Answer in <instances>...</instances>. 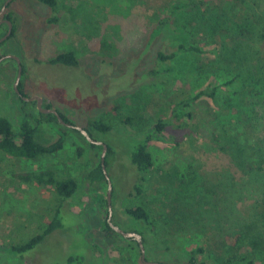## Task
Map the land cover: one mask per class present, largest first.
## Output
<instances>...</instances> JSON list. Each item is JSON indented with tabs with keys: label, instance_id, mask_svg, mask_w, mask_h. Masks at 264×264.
Returning <instances> with one entry per match:
<instances>
[{
	"label": "rangeland",
	"instance_id": "obj_1",
	"mask_svg": "<svg viewBox=\"0 0 264 264\" xmlns=\"http://www.w3.org/2000/svg\"><path fill=\"white\" fill-rule=\"evenodd\" d=\"M4 1L0 0V5ZM174 1L58 0L55 14L60 21L49 24L53 13L38 0H13L6 14L12 16L15 35L0 49V59L8 54L23 57L27 96L44 98L74 126L91 128L89 123L97 118L112 128L107 134L91 128V137L107 145V154L108 146L112 147L106 164L113 186L111 222L125 232L145 234L146 260L187 264L191 251L198 246L209 247L219 255L216 246L220 241L210 228L205 229L208 234L204 235L202 229L196 230L192 225L177 233L168 226L158 231V217L170 213L165 194L173 198L181 180L193 178L187 171L189 166L192 172L197 170L201 174L227 171L235 180L241 179L242 172L226 152L210 148L216 137L217 107L204 97L187 108L190 117L173 119L163 133L154 136L148 145L154 167L143 193L137 195L134 190L137 175L129 160L134 144L152 133L160 118L170 119L176 102L199 90L221 85L225 79V72L213 68L211 40L198 33L189 41L199 42L205 54H190L170 62L165 66L173 68L171 72L131 85L141 74L154 69L158 51L176 49L177 40L163 41L162 37L149 44L153 30ZM254 2L264 8V0H249L248 4ZM200 6L203 12L210 7L218 12L225 9L229 16L233 10L247 7L241 0H204ZM6 31L7 26L3 25L0 37ZM254 45L257 49L258 45ZM67 51L75 52L80 62L76 68L48 63ZM135 62H139L136 76L127 81L112 78L121 75L127 63L130 67ZM17 68L12 59L0 63V116L8 118L15 131L21 120H28L36 129L37 142L52 144L59 138L58 130L66 126L49 123L40 116L36 102L21 100L14 88ZM96 76L93 82L91 79ZM128 86L134 87L125 89ZM66 128L69 130L64 148L54 156L30 161L0 152V264H55L75 253L83 254L86 264H145L138 242L125 240L120 233L110 239L103 232L104 222L110 218L109 184L107 179L92 182L90 178L101 166L103 149L93 147L80 131ZM47 168L54 169L61 178L71 177L78 182V191L69 200L62 201L54 189L27 184L15 177ZM251 198L237 203L245 215L258 196ZM61 204L64 207L59 214L65 226L62 230L54 232L23 259L5 251L8 246L38 234ZM135 207L149 212L157 225L155 233H149L143 222L128 217L126 209ZM231 239L230 235L226 237V241ZM84 240L90 243L91 251H87Z\"/></svg>",
	"mask_w": 264,
	"mask_h": 264
},
{
	"label": "trees",
	"instance_id": "obj_2",
	"mask_svg": "<svg viewBox=\"0 0 264 264\" xmlns=\"http://www.w3.org/2000/svg\"><path fill=\"white\" fill-rule=\"evenodd\" d=\"M38 2L53 13L48 21L49 24L59 23V17L55 14L58 0H38ZM248 2L249 0H241V3L247 7L241 11L233 10L230 16L225 9L218 12L214 7H210L208 12H203L200 5H203L204 0L172 2L169 11L162 15L158 27L153 30L149 44L151 45L156 38L162 37L163 41L177 40L176 49L170 52L158 51L154 69H150L148 73L144 72L131 83L133 85L148 77H159L162 73L171 72L173 68L165 66L166 64L190 54H205L206 50L199 42L189 41V38L198 33L211 40L209 44L214 48L210 53L215 55L213 68L225 72V79L221 85L199 90L187 99L176 102L171 110V118H160L152 133L134 144L129 155L130 163L137 175L134 190L137 195H141L147 176L154 167L153 155L148 147L154 136L163 133L173 124V119L190 117L187 108L192 103L206 97L216 105L217 112L214 114L216 137L214 145L210 148L226 152L242 172V177L240 180H235L227 171L214 173L203 171L201 174L197 170L192 172V167L189 166L187 171L193 178L190 181L181 180L182 185L176 190L173 198L170 199L168 194H165L166 201L170 205V213L158 217V231L163 226H168L169 230L177 233L192 225L196 230L202 229L204 235L208 234L205 229L210 228L212 234L218 237L217 241H220L216 246L219 255L209 247L198 246L191 251V260L187 264H264V135H261V132H264V8L258 6L259 3L248 4ZM4 3L5 1L0 8ZM8 18L14 24L12 16L8 15ZM4 34L1 33V37ZM14 35L15 29L8 40ZM227 39H230V42ZM8 40L0 45V49ZM255 43L258 45L257 49ZM24 53L28 51L25 50ZM48 63L75 68L80 64L74 51L59 53ZM138 65L139 62H135L129 67L127 63L122 74L113 75L112 78L127 81L128 77L136 76L134 72ZM25 77L23 69L19 90L24 96L29 97L24 90ZM96 78L97 76L92 77L91 80L95 82ZM133 87L128 86L125 89L129 90ZM125 89H119V92ZM44 107L52 108L50 104ZM233 110L236 112L232 113ZM59 113L67 123L72 124L64 114ZM40 116L49 123L52 121L59 123L54 114L40 113ZM89 126L101 134H107L112 130L109 125L97 118H93ZM91 128L85 129L90 136ZM68 130L62 127L58 130V140L44 145L37 142L36 129L28 120H21L18 131H15L10 120L0 116V152L15 159L30 161L54 156L64 148ZM92 146L103 149L100 145L92 144ZM111 153L112 147L108 146L106 164L109 163ZM15 177L27 184L54 189L57 197L62 201L69 200L79 187L74 178H61L54 169L50 168L16 174ZM90 178L92 182L106 180L102 165L91 174ZM255 195L258 199L250 205L247 215L240 212L237 208L238 201L244 202ZM63 207L62 204L57 207L52 220L42 226L38 234L8 246L5 251L11 256L23 259L26 254L38 249L49 236L65 227L59 214ZM126 213L135 221L143 222L149 233L157 231L156 222L150 218L146 209L128 208ZM223 218L225 227L221 225ZM103 232L110 239L118 235L108 220L104 222ZM139 234L145 244V234L141 231ZM228 235L233 239L226 241ZM84 242L87 251H91L90 243L86 240ZM86 263L87 260L81 253L64 258V261L55 262V264Z\"/></svg>",
	"mask_w": 264,
	"mask_h": 264
},
{
	"label": "water",
	"instance_id": "obj_3",
	"mask_svg": "<svg viewBox=\"0 0 264 264\" xmlns=\"http://www.w3.org/2000/svg\"><path fill=\"white\" fill-rule=\"evenodd\" d=\"M13 0H5V3L3 4V6L0 8V16H2L5 11L7 10L8 6L10 5V3L12 2ZM7 24H8V32L6 34H4V36L2 38H0V45L5 42L6 40H8L11 36H12V33H13V23L11 21H6ZM6 59H13L17 62L18 64V74H17V79H16V83H15V91L16 93L22 98L23 101L25 102H36L37 103V106L40 110V112L42 114H54L59 123L66 126V127H69V128H74L78 131H80L82 133V135H84L86 137V139L91 143V144H96V145H100L103 147V153H102V162H101V165H102V169H103V172H104V175L106 177V179L108 180V184H109V188H108V198H107V202H108V206H109V216L112 215V208H111V197H112V191H113V186H112V182L110 181V177L106 171V155H107V145L106 144H103V142L101 141H97L95 139H93L89 133L83 129V128H80V127H76L74 126L73 124H70V123H67L63 117L60 115L59 111H57L56 109H53V108H45L44 107V98L40 97V96H31V97H26L24 96L20 90H19V84L22 80V77H23V65H22V62H21V59L16 56V55H11V54H8V55H5L3 56L1 59H0V63ZM111 216L108 220L109 224L111 225V227L117 232V233H120L121 235H123V237L125 238H132L134 240H136L140 246V250H141V254H142V261L145 263V264H162V263H157V262H150L148 260H146V253H145V247H144V244H143V238L140 234L138 233H135V232H125L123 231L122 229H120L118 226L114 225L112 222H111Z\"/></svg>",
	"mask_w": 264,
	"mask_h": 264
},
{
	"label": "flooded vegetation",
	"instance_id": "obj_4",
	"mask_svg": "<svg viewBox=\"0 0 264 264\" xmlns=\"http://www.w3.org/2000/svg\"><path fill=\"white\" fill-rule=\"evenodd\" d=\"M6 21H10V20L8 18V15L6 14V11H5V13L2 16H0V28L3 25L7 26V31L5 32V34L8 32V28H9ZM13 29H14V25H13ZM44 105H49V103L44 102Z\"/></svg>",
	"mask_w": 264,
	"mask_h": 264
}]
</instances>
